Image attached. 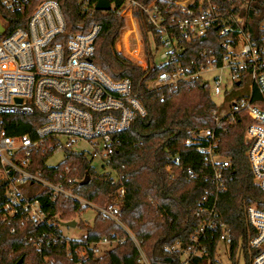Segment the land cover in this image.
Masks as SVG:
<instances>
[{
	"label": "built area",
	"instance_id": "built-area-1",
	"mask_svg": "<svg viewBox=\"0 0 264 264\" xmlns=\"http://www.w3.org/2000/svg\"><path fill=\"white\" fill-rule=\"evenodd\" d=\"M97 1L82 0L83 10L96 9ZM166 1L167 8L174 4L183 14H164L157 0L142 6L147 23L156 31L155 37L149 33L155 63L167 66L148 86L177 90L183 82L202 84L206 80L215 102L211 110L214 125L190 129L184 142L201 156L196 164L186 166L188 177L208 185L196 211L200 223L190 234L187 247L179 241L166 247L180 252L181 264H191L193 257L205 251L207 237L216 236L219 243L228 247L233 242L232 227L219 206L222 194L229 188L232 168L231 159L221 152V144L223 135L239 119L248 120L243 141L252 182L264 191V21L257 30L251 26L250 11L256 0H243L237 12H222L216 4L206 5L204 1L197 4ZM31 4L32 0H0V223L8 225L11 233L27 224L47 227L41 234L26 237L24 242L39 249L52 243L64 244L68 256L77 264L86 261L90 253L101 257L104 249L124 243L128 237L140 250L144 263L150 264L142 241L121 220L126 186L112 165L120 134L135 119L147 114L142 92L135 90L129 78H111L93 60L100 23H94L86 32H67L65 15L57 1L42 0L28 12ZM110 4L112 9L114 5ZM137 6L136 0H126L117 15L134 23L144 65L130 61L146 70L145 39L134 14ZM126 10L130 14H125ZM212 29L220 39L218 47L213 45L200 50L197 56L181 59L185 53L188 56L189 43L205 38ZM36 113L41 116L32 120L31 124L39 122L32 133H11L21 123L17 117ZM78 144L81 148L76 150ZM68 151L85 156L97 174L110 175L117 186L111 204L99 206L78 193L85 177L71 176L73 168L69 164L57 181L44 176L36 166L37 154L44 156L48 166H57L48 164V159L60 152L65 161ZM166 155L167 171L172 178L177 168H184L182 154L166 149ZM45 194L53 201L59 197L75 200L77 220H71L77 224L88 222L80 216L90 207L96 211L95 218L100 215L116 221L127 236L113 232L89 242L87 231L81 236L64 234L62 222L69 220H62L59 215L48 218ZM261 202L264 203V198L245 207L246 220L255 231L248 242L256 251L252 264H264ZM42 260L46 264L54 259L44 255Z\"/></svg>",
	"mask_w": 264,
	"mask_h": 264
},
{
	"label": "trees",
	"instance_id": "trees-1",
	"mask_svg": "<svg viewBox=\"0 0 264 264\" xmlns=\"http://www.w3.org/2000/svg\"><path fill=\"white\" fill-rule=\"evenodd\" d=\"M40 1L32 0L30 12ZM62 7L66 19L67 32H86L94 23L101 24V31L95 42L96 51L93 60L113 79H131L135 90L142 92L141 99L147 114L133 121L131 126L120 134V142L113 156L112 165L123 177L126 193L121 202V220L142 241L141 247L150 264H181L178 250L169 251L167 246L177 241L187 247L190 234L200 223L196 216L198 203L208 188L207 184L191 180L186 173V166L196 164L201 156L184 144L189 130L214 125L211 110L215 106L210 87L202 86L201 81L183 82L175 90L173 87L149 88L148 83L167 66L155 63L152 52L150 31L155 37L156 31L147 23L146 13L142 6L153 0H136L138 6L134 14L139 21L145 39L148 58L146 70L134 65L127 57L116 50V42L125 21L117 15L126 0H109L114 7L110 10H83L82 0H55ZM164 14H183L179 7L172 4L167 8L166 0H157ZM198 1L195 2L197 4ZM216 4L220 11L237 12L243 0H209ZM254 9L250 11L251 26L257 30L264 21V0H256ZM157 47L158 40L155 38ZM220 39L214 29L205 38L194 40L186 48L187 60L198 55L203 49L218 47ZM211 54V53H208ZM41 114L17 117L21 122L17 133H32L39 124H31ZM248 123L239 119L223 135L221 152L229 157L232 168L229 175V188L220 200V208L224 219L232 227L233 242L229 247L231 264H239L238 253L242 252L245 264H252L256 251L249 246V237L255 233L245 216L246 205L260 202L264 191L252 182V175L245 156L247 146L243 134ZM166 149L180 151L184 168H177L175 176L170 178L166 164L169 158ZM69 164L73 171L71 176L83 178L90 175L87 184L80 185L78 193L99 206L106 207L116 197L117 186L111 182L109 174H97L89 160L74 151L67 152V159L57 166H48L44 156L36 155V166L42 174L55 181L59 180L64 166ZM2 190H0V196ZM43 196L44 207L48 218L59 215L62 220L77 217V202L73 199L59 197L56 201ZM264 206V203H260ZM87 231V240L95 242L113 232L119 236H127L126 231L114 220L96 216L93 224H79ZM47 227H36L27 224L11 233L8 225L0 223V264H44L42 256L48 255L56 264H77L67 254L64 244H48L39 249L33 243H25L30 235L41 234ZM205 251L193 257L191 264H218L219 240L216 236L207 237L204 242ZM82 264H145L136 244L127 237L124 243H118L104 249L103 255L97 257L92 253Z\"/></svg>",
	"mask_w": 264,
	"mask_h": 264
},
{
	"label": "rangeland",
	"instance_id": "rangeland-1",
	"mask_svg": "<svg viewBox=\"0 0 264 264\" xmlns=\"http://www.w3.org/2000/svg\"><path fill=\"white\" fill-rule=\"evenodd\" d=\"M175 1H177L180 4L192 3L193 1L209 2V0H175ZM125 14H130L129 10H126ZM116 46L119 48L120 53L123 54L125 57H127L129 60H131L132 62H135L136 64L144 65L143 56H142V46L140 44L139 39L138 38L136 39L133 22H130L129 20L128 22L125 21V24L121 29L120 36L118 38ZM145 46H146V43L144 41L143 50L146 53ZM158 62L160 63V60H158ZM208 78H211V76L208 75ZM74 148L76 150H79L81 148V145L78 144ZM63 159H64L63 153L58 152V153L53 154L48 159V164L57 165L61 161H63ZM95 215H96L95 209L89 207L83 212V214L80 217L88 221L87 223L83 222L84 224L91 225L93 224V219L95 218ZM61 229L64 234L69 235V236H81L82 234L86 232V230L83 229L79 224H77L76 227L62 226ZM228 252H229V247L226 246L222 242L219 243L218 255H217L219 259L218 264H231ZM238 258H239V264H245V259H244V255L242 254V252L238 253ZM46 264H56V260L50 261L49 263H46Z\"/></svg>",
	"mask_w": 264,
	"mask_h": 264
},
{
	"label": "water",
	"instance_id": "water-1",
	"mask_svg": "<svg viewBox=\"0 0 264 264\" xmlns=\"http://www.w3.org/2000/svg\"><path fill=\"white\" fill-rule=\"evenodd\" d=\"M96 9L98 10H110L111 9V4L109 0H98L96 3ZM2 29V26H1ZM207 84V81L202 82V86H205ZM20 101V100H19ZM90 181V175L86 174L85 178L82 180L81 184H87ZM63 225L68 226V227H75L77 225L76 220H69V221H63ZM22 260H20L17 264H21Z\"/></svg>",
	"mask_w": 264,
	"mask_h": 264
}]
</instances>
